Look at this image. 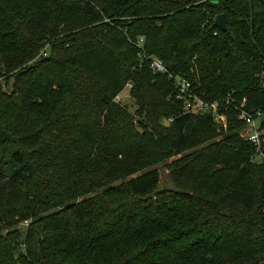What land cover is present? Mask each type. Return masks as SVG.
<instances>
[{"label":"trees","instance_id":"obj_1","mask_svg":"<svg viewBox=\"0 0 264 264\" xmlns=\"http://www.w3.org/2000/svg\"><path fill=\"white\" fill-rule=\"evenodd\" d=\"M244 99L264 130V0H0V264H264Z\"/></svg>","mask_w":264,"mask_h":264},{"label":"built area","instance_id":"obj_2","mask_svg":"<svg viewBox=\"0 0 264 264\" xmlns=\"http://www.w3.org/2000/svg\"><path fill=\"white\" fill-rule=\"evenodd\" d=\"M206 1V0H205ZM213 1V0H209ZM217 35V34H215ZM144 40L139 41V58L140 60H149L150 69L154 73H166V69L163 64L155 58L148 57L142 49ZM128 88L131 85H127ZM175 95L176 99L185 105V109L188 113L192 115H203L209 114L213 119L215 124L220 126H226V117L223 113H219V102H207L203 100L197 93L196 85L184 78L177 77L175 78ZM121 96V95H120ZM116 99L117 102H120L121 97ZM233 100L230 98L227 100L226 105L232 103ZM246 102L244 99L242 103L237 106L239 112V120L244 122L245 127L242 129L240 135L241 137L252 143L257 150V159L264 158V130L262 129V113L261 112H249L246 110ZM236 102H234L235 104Z\"/></svg>","mask_w":264,"mask_h":264},{"label":"water","instance_id":"obj_3","mask_svg":"<svg viewBox=\"0 0 264 264\" xmlns=\"http://www.w3.org/2000/svg\"><path fill=\"white\" fill-rule=\"evenodd\" d=\"M215 27L223 33L227 32L226 17L224 15H220L216 18ZM160 173L164 179L166 186L162 190L157 192V195L164 194V193H173L176 195H188L186 191H183L177 188L176 184L174 183L172 179L171 173H166L163 168L160 169Z\"/></svg>","mask_w":264,"mask_h":264},{"label":"rangeland","instance_id":"obj_4","mask_svg":"<svg viewBox=\"0 0 264 264\" xmlns=\"http://www.w3.org/2000/svg\"><path fill=\"white\" fill-rule=\"evenodd\" d=\"M129 89L130 88L127 87V89L122 93V95L120 96L121 99H120V102L119 103H121L123 106L127 107L128 110L133 113L135 111V104H134L133 99L129 95ZM162 168L164 169V167H161L160 169H162ZM165 172L166 173H171V172H168L167 170H165ZM161 178H162V182H161L162 188L160 190H162L166 186L162 175H161Z\"/></svg>","mask_w":264,"mask_h":264}]
</instances>
